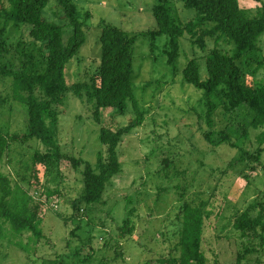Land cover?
<instances>
[{
    "label": "rangeland",
    "instance_id": "rangeland-1",
    "mask_svg": "<svg viewBox=\"0 0 264 264\" xmlns=\"http://www.w3.org/2000/svg\"><path fill=\"white\" fill-rule=\"evenodd\" d=\"M72 1L83 21L86 40L66 66L68 85L89 81L98 72L102 30L106 25L120 27L136 37L132 79L135 95L145 110L144 121L123 136L118 147L122 168L107 185L102 201L86 206L80 214L75 213L74 202L84 188L83 165L77 168L68 159L60 164H40L38 189L45 192L42 197L47 200L42 225L45 236L37 240L29 231L16 233L0 211V223L5 225L0 237V264H54L56 260V264H162V260L180 256L185 203L203 204L213 211L204 224L206 264H264L262 227L248 231L234 226L235 219L251 204L253 218L261 210L264 214V152L261 161L250 156L260 146L257 136L264 127L251 126L254 112L246 106L227 113L222 105L212 112L210 126L203 90L186 82L183 73L188 61L196 59L202 78H207V56L214 49L232 53L234 42L224 35L218 39L206 36V45L201 47L186 32L180 39V54L171 63L165 46L168 36L157 32L154 8L159 0ZM170 3L185 22L196 15V9L187 7L183 0ZM240 4L256 14L264 7V0H240ZM44 16L62 24L68 38V20L57 0L49 1ZM3 26L7 67L20 71L36 64V68H43L44 46L31 36V26L6 24L0 19V30ZM257 51L249 56L258 57L262 64L244 65L248 83H264V32ZM12 85L13 78L0 72V126L16 138L2 170L15 185L25 184L23 177L35 180L32 156L37 149L45 152L47 147L37 138H25L29 112L13 97ZM93 107V101L67 91L64 104L57 107V142L62 153L83 158L95 167L98 153L106 156L101 128L124 127L135 119L136 112L129 101L124 114L107 108L99 122ZM244 128L247 138L242 135ZM210 130L216 132L214 137L227 130L238 146L209 143L204 134ZM126 220L132 232L119 239Z\"/></svg>",
    "mask_w": 264,
    "mask_h": 264
},
{
    "label": "trees",
    "instance_id": "trees-1",
    "mask_svg": "<svg viewBox=\"0 0 264 264\" xmlns=\"http://www.w3.org/2000/svg\"><path fill=\"white\" fill-rule=\"evenodd\" d=\"M50 0H0V19L6 24L15 22L29 24L31 36L44 46L45 65L36 68L30 65L20 71L8 68L4 63L5 26L0 36V72L13 78V97L28 108V134L25 138H37L47 147L42 152L37 149L32 156V175L34 181L22 178V183L12 184L9 175L2 170V163L15 137L8 136L0 126V211L5 221L10 222L16 233L29 231L33 237L44 238L42 229L44 222L43 209L47 200L39 190L41 179L40 164H60L68 159L77 168L83 165L84 188L81 196L75 200V213L80 214L86 206L99 203L104 197L107 185L113 176L121 171L118 147L125 134L144 121L145 110L141 107L134 92L133 64L136 37L130 36L120 27L106 25L100 36L102 47L101 65L98 72L89 81L68 85L65 69L80 46L86 40L83 21L79 19L77 7L72 0H57L68 20L70 35L65 38V27L44 16V9ZM187 7L196 9L193 19L185 22L175 12L170 0H159L154 8L157 21V32L165 33V43L169 61L173 63L180 54V39L187 32L194 42L201 47L206 45V36L222 35L234 42L232 53L212 50L207 56V78H202L200 66L196 59H190L184 68V80L203 90V98L209 109V124L212 126V112L222 105L225 111L233 113L242 106L254 112L251 126L264 127V83H248L245 78L244 65L251 62L262 64L258 57L249 56L250 52H258V41L264 32V7L256 14L242 7L240 0H183ZM243 57H245L243 59ZM241 60V63L239 61ZM67 91H72L82 100L93 101V116L97 121L102 119V111L113 108L124 114L129 101L136 112L135 119L117 130L103 126L100 139L106 145V156L98 153L97 166L83 158H76L62 153L57 142L60 114L57 107L65 102ZM1 96V95H0ZM2 101H6L4 98ZM214 130L206 131L205 138L209 143L218 145L228 142L231 146L238 144L232 141L227 130L215 135ZM243 137L249 136L244 128ZM260 146L256 154H250L261 161L264 152V130L257 136ZM170 165V164H169ZM25 185H28L27 187ZM29 188H34L31 193ZM38 194V195H36ZM82 206H85L84 208ZM253 204L235 219L237 229L255 231L258 227L264 230V214L261 210L253 218ZM213 211L204 205L185 203L182 209L181 236L179 241L180 256L162 260V264H206V255L202 250L205 219L211 217ZM5 223V224H6ZM4 223H0V237L4 236ZM129 221L120 227L119 239L127 238L132 232ZM25 248L23 243H18ZM57 263V260L53 262Z\"/></svg>",
    "mask_w": 264,
    "mask_h": 264
}]
</instances>
